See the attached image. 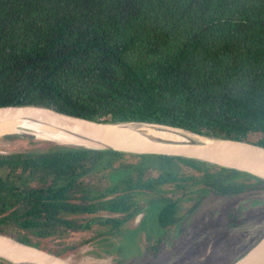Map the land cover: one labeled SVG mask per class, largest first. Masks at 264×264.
<instances>
[{
  "label": "trees",
  "instance_id": "obj_1",
  "mask_svg": "<svg viewBox=\"0 0 264 264\" xmlns=\"http://www.w3.org/2000/svg\"><path fill=\"white\" fill-rule=\"evenodd\" d=\"M11 105L264 147V0H0V107ZM20 138L34 139H4ZM36 143L0 154V234L63 258L76 248L54 251L48 241L97 225L120 232L155 201L166 232L195 191L264 204V182L234 170ZM103 172L108 188L84 181ZM169 187L183 197L168 198Z\"/></svg>",
  "mask_w": 264,
  "mask_h": 264
},
{
  "label": "rangeland",
  "instance_id": "obj_2",
  "mask_svg": "<svg viewBox=\"0 0 264 264\" xmlns=\"http://www.w3.org/2000/svg\"><path fill=\"white\" fill-rule=\"evenodd\" d=\"M33 137L9 142L0 138V154L22 151L32 145L43 146L36 142L48 141ZM104 174L109 173L91 174L84 181L103 190L112 184ZM171 189L167 191L168 198L183 197L181 191ZM198 189L200 186L195 190ZM197 193L200 191L183 197L179 210L183 218L168 232L158 221L164 204L155 201L144 204L120 232L97 225L64 241H48L47 246L54 251L74 246L75 251L67 256L74 264H233L264 237V204L209 190L200 196ZM143 198L140 202H147L150 196ZM98 215L113 217L103 212Z\"/></svg>",
  "mask_w": 264,
  "mask_h": 264
},
{
  "label": "water",
  "instance_id": "obj_3",
  "mask_svg": "<svg viewBox=\"0 0 264 264\" xmlns=\"http://www.w3.org/2000/svg\"><path fill=\"white\" fill-rule=\"evenodd\" d=\"M8 121L30 122L65 133L80 142H60L29 132L23 134L63 146L190 159L244 173L264 182V147L247 141L200 134L159 123L86 119L40 105L0 107V123ZM136 126L156 129L174 139L149 138ZM9 135H0V138ZM0 260L11 264H74L67 258L6 234H0ZM233 264H264V237Z\"/></svg>",
  "mask_w": 264,
  "mask_h": 264
},
{
  "label": "bare ground",
  "instance_id": "obj_4",
  "mask_svg": "<svg viewBox=\"0 0 264 264\" xmlns=\"http://www.w3.org/2000/svg\"><path fill=\"white\" fill-rule=\"evenodd\" d=\"M135 128L138 129L139 132H141L143 135L149 138L163 137L167 139H174V137L167 135L166 133H163L161 131H157L156 129H150L142 126H136ZM26 132L37 134L39 136H44L49 139L53 138L60 142L80 143L79 141L74 139V137H71L65 133L51 130L43 126L35 125L30 122L8 121L0 123V135H23Z\"/></svg>",
  "mask_w": 264,
  "mask_h": 264
},
{
  "label": "flooded vegetation",
  "instance_id": "obj_5",
  "mask_svg": "<svg viewBox=\"0 0 264 264\" xmlns=\"http://www.w3.org/2000/svg\"><path fill=\"white\" fill-rule=\"evenodd\" d=\"M237 198V197H236Z\"/></svg>",
  "mask_w": 264,
  "mask_h": 264
}]
</instances>
